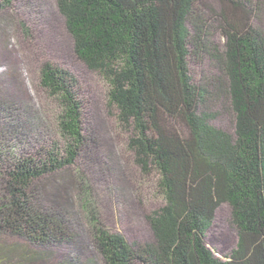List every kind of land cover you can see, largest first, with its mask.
Here are the masks:
<instances>
[{"label":"trees","instance_id":"trees-1","mask_svg":"<svg viewBox=\"0 0 264 264\" xmlns=\"http://www.w3.org/2000/svg\"><path fill=\"white\" fill-rule=\"evenodd\" d=\"M55 1L76 55L109 84L134 163L146 177L156 173L164 205L144 215L151 242L131 244L105 226L93 199L101 155L86 107L73 74L46 62L41 85L62 106L63 148L26 152L17 112L29 105L0 92V264L43 263L54 248L91 249L88 264H264V30L251 2ZM25 2L0 0V25L28 35L24 20L7 14ZM195 61L216 73L195 79ZM226 105L233 134L212 124ZM224 203L238 234L226 259L206 240ZM15 238L49 252L24 253L8 243Z\"/></svg>","mask_w":264,"mask_h":264},{"label":"rangeland","instance_id":"rangeland-1","mask_svg":"<svg viewBox=\"0 0 264 264\" xmlns=\"http://www.w3.org/2000/svg\"><path fill=\"white\" fill-rule=\"evenodd\" d=\"M249 1L257 13L256 26L264 30V0ZM7 14L24 20L29 30L26 35L15 26L5 28L4 24L0 25V92L29 105L28 110L17 112L26 125L22 132L25 151L32 153L56 144L62 148L65 145L59 127L62 106L41 85V68L51 62L69 70L75 77L79 97L86 107L89 132L98 142L96 149L101 155L100 162L96 161L94 176L90 179L101 219L106 227L124 235L131 244L151 242L153 234L144 215L161 208L164 199L158 191L156 173L146 177L134 163L133 154L128 149L130 133L123 129L117 109L108 100L109 84L76 55L72 37L55 0H29L19 3L15 11ZM215 42L223 47L225 39L217 34ZM190 67L197 80L216 73L206 62H191ZM218 111L220 115L212 124L233 134L232 111L227 105ZM106 167L111 173L103 174ZM231 213L230 205L222 204L206 235L207 244L222 259L228 257L238 242ZM72 221L82 225V231L78 229V232L83 242H87L83 221L78 217H72ZM8 243L30 255L49 252L22 239H11ZM51 254L43 263L57 264L70 256L81 258L80 264L95 260L93 250L86 248L82 251L79 248L70 251L54 248ZM97 261L96 264H103L100 259Z\"/></svg>","mask_w":264,"mask_h":264}]
</instances>
